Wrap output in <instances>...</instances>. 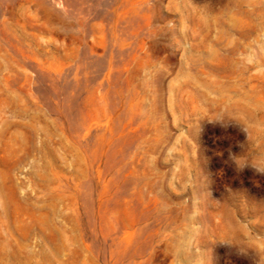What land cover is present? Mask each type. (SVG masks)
Segmentation results:
<instances>
[{"label": "rangeland", "instance_id": "rangeland-1", "mask_svg": "<svg viewBox=\"0 0 264 264\" xmlns=\"http://www.w3.org/2000/svg\"><path fill=\"white\" fill-rule=\"evenodd\" d=\"M235 156L264 169V0H0V264H264Z\"/></svg>", "mask_w": 264, "mask_h": 264}, {"label": "clouds", "instance_id": "clouds-1", "mask_svg": "<svg viewBox=\"0 0 264 264\" xmlns=\"http://www.w3.org/2000/svg\"><path fill=\"white\" fill-rule=\"evenodd\" d=\"M246 138H247V137H246ZM234 163H235V165H236V169H237L238 171H242L244 168H246V167H250V166L246 163L245 159L242 158V157L235 156V157H234ZM250 168L253 169L254 172H255L256 174L264 175V169H261V168L256 167L255 164H254L253 166H251ZM220 244H221L222 246H228V244H227L226 241H222Z\"/></svg>", "mask_w": 264, "mask_h": 264}]
</instances>
